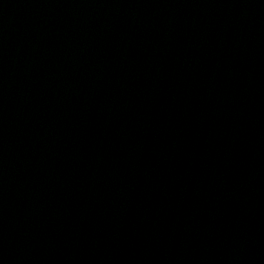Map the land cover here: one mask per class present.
Instances as JSON below:
<instances>
[{"label": "water", "instance_id": "obj_1", "mask_svg": "<svg viewBox=\"0 0 264 264\" xmlns=\"http://www.w3.org/2000/svg\"><path fill=\"white\" fill-rule=\"evenodd\" d=\"M0 264H264V0H0Z\"/></svg>", "mask_w": 264, "mask_h": 264}]
</instances>
